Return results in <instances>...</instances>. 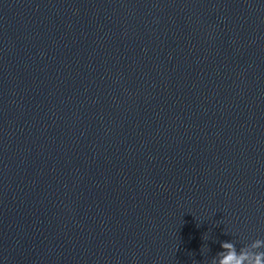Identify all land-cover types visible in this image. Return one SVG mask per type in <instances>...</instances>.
<instances>
[{
  "label": "water",
  "instance_id": "95a60500",
  "mask_svg": "<svg viewBox=\"0 0 264 264\" xmlns=\"http://www.w3.org/2000/svg\"><path fill=\"white\" fill-rule=\"evenodd\" d=\"M256 239L264 0H0V264Z\"/></svg>",
  "mask_w": 264,
  "mask_h": 264
},
{
  "label": "clouds",
  "instance_id": "9594fccd",
  "mask_svg": "<svg viewBox=\"0 0 264 264\" xmlns=\"http://www.w3.org/2000/svg\"><path fill=\"white\" fill-rule=\"evenodd\" d=\"M221 248L223 251L217 253L210 264H264V240L245 243L239 251L233 241L223 242Z\"/></svg>",
  "mask_w": 264,
  "mask_h": 264
}]
</instances>
